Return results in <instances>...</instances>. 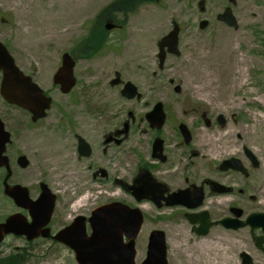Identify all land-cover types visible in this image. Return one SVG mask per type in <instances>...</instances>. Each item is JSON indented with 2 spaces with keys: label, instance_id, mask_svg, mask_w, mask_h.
I'll return each instance as SVG.
<instances>
[{
  "label": "rangeland",
  "instance_id": "rangeland-1",
  "mask_svg": "<svg viewBox=\"0 0 264 264\" xmlns=\"http://www.w3.org/2000/svg\"><path fill=\"white\" fill-rule=\"evenodd\" d=\"M118 1L0 0V42L10 44L21 71L31 75L52 99L46 118L36 124L30 123L25 112L0 105V115L19 122L25 130L24 147L16 151L27 158L29 166L23 171L16 168L20 184L31 192L43 178L51 192L63 200L82 198L84 209L117 200L119 192L112 183L98 182L99 176L91 180V173L103 165L108 167L109 177L120 171L117 150L106 155L108 163L101 159L98 144L103 125L114 124L117 119L130 121L126 114L133 112L135 122L130 121L127 145L142 156L151 137L142 117L154 102L160 101L168 107L167 124L171 128L178 119L192 129L193 149L206 159H213V163L237 158L247 169V178L232 175L233 197L214 201L217 217L224 215L229 204L242 206L245 215L264 212V0H235L231 9L237 30L216 20L229 7L228 0H147L116 6L123 12L130 11L121 16L120 21L125 18L124 28L107 33L105 46L95 52L88 43L96 26L102 28L105 18L100 20V14ZM201 21L208 23L203 30L199 29ZM173 23L180 28V56H167L163 70H159L157 43L170 32ZM85 47L88 58L82 55ZM65 52L76 62V85L67 95L52 84V76ZM114 80L118 82L112 84ZM167 81L179 85L181 93L176 95L172 88L165 89ZM126 82L137 87L143 95L141 102L121 98L118 84ZM190 107L201 116L205 114V120L221 115L226 125L221 128L213 124L208 130L195 117L185 115ZM100 114L109 115L112 120L100 119ZM64 115L83 117L72 120L75 126L72 133L90 141L93 155L87 162L76 160L75 142L73 136L65 134L66 128L58 131L63 123L57 120ZM91 121L95 126H87L92 125ZM79 124H87L81 132L76 128ZM170 127L164 130L167 149L177 154L183 152L172 145ZM244 148L258 160L257 169L247 161ZM132 160L136 162L133 157ZM90 167L95 169L89 171ZM126 172L125 166L121 174ZM2 200L0 186V213ZM169 229L168 237L173 244L168 246V254L175 262L241 264L238 252H251L252 243L245 236L247 228L226 237L215 229L217 236L213 242L209 239L193 242L185 226ZM4 245L10 253L9 264H58L55 258H71L65 250L27 247L15 237L6 238ZM251 257L252 264H264L263 256L254 253ZM67 264L74 263L67 261Z\"/></svg>",
  "mask_w": 264,
  "mask_h": 264
},
{
  "label": "flooded vegetation",
  "instance_id": "flooded-vegetation-1",
  "mask_svg": "<svg viewBox=\"0 0 264 264\" xmlns=\"http://www.w3.org/2000/svg\"><path fill=\"white\" fill-rule=\"evenodd\" d=\"M126 13L128 12H123L121 8L113 9L112 11L104 13L103 17L105 19L102 20V30L106 33V35L107 33H112L124 28L125 24H123L122 21H125V18H123L122 21L120 20L121 16H126ZM107 25H109L111 28L107 29ZM175 26L179 28L176 23H173L171 30ZM159 41L157 43V56L159 54ZM1 43L7 53L13 58L17 68H19L14 55L10 51V44H8L7 42ZM164 51H167V49L165 48ZM167 56L172 55L167 54L166 58ZM163 68L159 69L158 66L159 70H163ZM19 70L21 71L20 68ZM25 75L29 76L34 82L31 75ZM1 81L2 74L0 73V84ZM123 84L125 83H120L118 84V86H123ZM133 86L137 89L135 85ZM164 88H172L173 92L176 95H179L181 93V87L174 84L173 81H167L164 84ZM176 88H178V92L175 91ZM137 93L139 94V98H134L133 100H126L122 97L121 98L128 102H141L143 100V95L138 91V89ZM157 104L161 105V109L164 114V121L158 128L153 125L150 126V123L147 122L145 117L146 114L150 113ZM0 105H2V107L7 105L3 101L1 96ZM25 113L28 115L30 120V115L27 112ZM168 114L170 113L168 112V107L165 105V103L157 101L154 102L151 105L150 109L143 115L142 118H144L146 126L151 131V137L148 141V149L142 156L133 151L127 145L131 124L130 121L135 122L133 112L128 111L126 114L127 118L130 119V121L127 119L122 121L115 118L117 119L116 123H105L103 125L104 131L100 134V141L98 144L100 154L102 156L101 159L104 163H108L106 155L109 152L117 150L119 155L117 159V165L120 171L118 172L117 176L109 177V172L107 170L108 167L106 165H103L100 168H97L96 171H93L91 173V180H96L99 176L101 179L98 182H105V180H107L112 183L119 192L117 200L110 201L99 206L110 203H118L119 205L123 206V208H127L126 212L128 213L122 216V219L120 220V223L123 224L122 226H120L122 235L121 240L118 243V257L114 262L117 264H143L147 260V252L152 234L160 232L163 234L164 238L165 264H197L186 263L183 260H177V262H175L170 259V255L168 254V246L172 245L173 242L171 241L170 235L168 237V232L170 231V227L175 228L177 226H185L192 239L195 240L193 242H200L203 240L206 241V239H209L213 242V237L217 236V234L214 233L215 229H219L221 231L220 233L226 237L227 235H229V233H235L239 229L247 228L248 235L246 234L245 236L252 243V246L249 247L251 252L239 251L238 258L240 260V263L243 264L244 261L248 260L250 261V264H252L253 261L251 256L254 253H256L257 256L264 257V232L261 228L251 230V228L247 225L237 230H232L226 229L223 226L217 224L218 222L226 218H229V220H236L238 222L245 223L250 215L264 214V212L258 211L245 215V211L242 206L238 207L233 204H229L228 206H226L227 210L226 212H223L224 215H222L221 217H217L215 213L216 209L214 201L217 198L234 196L235 191L233 188L232 175L237 174L242 175L244 178L247 177H245L240 172H235L230 169L227 171H220L219 166L222 164V162L233 157L222 160L219 163H213V159L210 158L209 160L206 159V156L204 157V155H202L199 151L193 149L192 147L195 139V134L194 132H192V129L190 127H187L186 124L181 123L178 119H175V127L171 128L167 124ZM100 115V119L103 117L104 120L105 118H109L107 119L108 121L112 120L109 115H107V117L103 116V114ZM185 115L195 117L198 121H200V125L206 127L208 130L213 128V124L218 125L221 128L226 125V120L224 119V117V124L220 125L217 120L219 115L214 119H209L207 117V119L205 120V114H202L201 116V114H199L193 107H190L188 111H185ZM86 116L92 117V115L89 114H86ZM60 117L61 118L58 119L57 122H62L63 124L58 126V131H63V129L66 128L65 134H70L71 136H73V140L75 142L76 160L79 163L85 161L87 162L93 155V147L90 144V141L87 139V137H84L82 135H73L74 133H72V128H75L74 124H72V120H83L81 119L83 117L80 115H64ZM0 122L3 125L4 131L9 134V142L6 145L5 152L3 154L4 157H6L8 160L9 171L6 168H0V186L2 188L3 195L0 223H4L11 216L18 215L20 216L19 218H22L26 224H30L32 220L28 214V211L24 208H18L17 206H15L13 201L3 194V183L6 180V176L8 175V173H10L7 179V184L9 186L21 185L18 179L19 172L16 170V168L21 171L24 170L21 169L17 163L18 158L22 156V154L17 152L16 150L22 149L24 147L25 130H23L24 128L19 122L15 123V121H10L1 115ZM37 122L33 123L30 120L31 124H36ZM84 125L87 124H79L78 126H76L77 131L79 130L81 132V128H83ZM87 126L93 127L95 126V124L92 122V125ZM180 126H185L187 132L185 130L184 132L187 134V138H185L184 134L182 135L183 131H180ZM166 127H170L173 131L171 136L172 145L176 149L183 150V152H179L177 154L176 151L167 149L168 137L164 135V130ZM79 138L83 139L90 148L91 154L87 158L81 157L78 153ZM123 150L125 151L123 152ZM132 157L133 159H136V162L132 160ZM196 160L201 162H199L198 164L193 163ZM183 161L187 162L182 165ZM125 166L128 167V172L123 175L121 174V170L124 169ZM93 169L95 168L90 167L89 171H92ZM40 184L47 185L42 178L40 181H38L35 190H31L32 193L28 189L30 201L35 202L39 198ZM143 184H146V192L141 194H145L147 199L139 201L138 199L140 193L137 191V189ZM214 184L221 185L222 187L227 189V192L225 194L217 193V190L214 188ZM21 186L25 187L24 185ZM181 192L182 198L187 200L188 207L193 205L199 206L194 209H188L186 206L181 205L168 206L169 203L175 201L179 197ZM242 192L243 191H239L240 194ZM53 195L55 196L53 213L48 220L47 225L42 227L38 232L39 236L31 241H28L25 237H19L18 239L21 240L27 247H35L37 249H45L47 247L58 250H65L68 252L71 258L63 259L59 257L55 258L54 260L57 261L58 264H67V261H71L72 263L77 264L74 259L73 253L70 251L69 246L55 241L54 237L57 236V234H59L61 231L69 228L70 226H73L74 224H76V228H79L77 229V232L83 229L85 236L89 237L91 230L88 220L91 216L92 211L99 206L93 207L91 209H84L83 207L85 204L82 203V198L80 199L78 197H75L68 200H63L59 195L55 193H53ZM235 209H237V211L239 212L238 218H236L232 213V210ZM133 210H139L141 224L139 227V231L134 239L133 247H129L130 241L127 234L132 233L134 224L136 223V217L132 214ZM193 221L195 223H193ZM205 225L210 226L207 229L206 233L202 234L205 229ZM45 230H47V232ZM255 231L259 232L255 233ZM42 233H44V235H42ZM8 237L12 236L5 237V239L0 243V264H9L10 253L6 250L4 245L5 240ZM255 240L261 241L260 247L256 246ZM243 252L244 254H247L249 256V259L242 258L241 255L243 254ZM150 264H154L153 261L150 262Z\"/></svg>",
  "mask_w": 264,
  "mask_h": 264
},
{
  "label": "water",
  "instance_id": "water-1",
  "mask_svg": "<svg viewBox=\"0 0 264 264\" xmlns=\"http://www.w3.org/2000/svg\"><path fill=\"white\" fill-rule=\"evenodd\" d=\"M228 3L230 6H233L235 0H228ZM230 6L225 8L221 14L217 15L216 20L233 30H237L238 23L232 14ZM207 24V21H201L199 23V29H205ZM106 28L110 29L111 27L107 25ZM178 35L179 28L175 26L168 34L160 39L159 54L157 56L159 69L163 68L167 54L175 57L180 56ZM165 48L167 51H164ZM74 67L75 61L72 57L68 53H63L60 59V67L52 77L53 85L57 86L60 93L63 95L69 94L76 84L73 72ZM0 73L2 74L0 96L7 105L27 112L33 123L46 118L47 111L51 108V98L47 97L43 90L40 89L30 77L25 76L15 66L14 60L1 43ZM117 82V80H114L112 84H116ZM175 91L178 92V88H176ZM120 95L126 100L139 98L137 89L130 82L123 84ZM145 117L147 122L150 123V126L160 127L164 121L161 105L157 104ZM217 120L220 125L224 124L223 116H218ZM179 129L181 132L183 131L182 135L184 134L185 138H187V134L184 132V130L186 131L185 126H180ZM8 142L9 134L4 131L3 125L0 122V168H6L9 171L8 160L3 155ZM78 153L84 158L89 157L91 154L89 146L81 138L78 140ZM244 154L249 160L252 168L257 169L259 167V162L255 156L246 148H244ZM17 163L21 169H26L29 166V161L23 155L18 158ZM229 169L240 172L245 177H248L247 171L238 159L231 158L225 160L219 166L220 171H227ZM9 175L10 173H8L3 183V194L9 197L18 208L26 209L32 221L30 224H26L22 218H19L20 216L15 215L11 216L4 223H0V243L6 236L17 238L25 237L28 241H31L38 237L40 229L47 225L53 213L55 196L47 185L40 184V196L35 202H32L29 199L28 189L26 187L21 185L9 186L7 184ZM214 188L219 194H225L227 192V189L219 184H214ZM137 191L140 193L139 201L147 199L145 194H141L146 192V184L140 186ZM181 194L182 192L179 197L175 201L169 203L168 206L181 205L186 206L188 209H194L199 206L193 205L188 207L187 200L182 198ZM126 209L127 208H123V206L118 203L99 206L92 211L88 220L91 230L89 237L85 236L83 229L77 232L79 228H76V224H74L57 234L54 240L69 246L77 264H117L114 261L118 257V243L122 235L120 226L123 225L120 223V220L122 216L128 214ZM232 213L236 218L239 217L237 209L232 210ZM132 214L136 217V223L134 224L132 233L127 234L130 241L129 247H133L134 239L141 224L139 210H133ZM193 223L195 222L193 221ZM217 224L232 230H237L248 225L251 230L261 228L264 232V214L250 215L245 223L226 218ZM209 226L210 225H205L202 234L206 233ZM45 231L47 232V230ZM42 235H44V233H42ZM255 242L256 246L260 247L261 241L255 240ZM241 256L244 259H249L247 254L243 253ZM152 261L154 264H165L164 238L163 234L160 232L152 234L147 252V260L143 264H150ZM243 264H250V261H244Z\"/></svg>",
  "mask_w": 264,
  "mask_h": 264
},
{
  "label": "trees",
  "instance_id": "trees-1",
  "mask_svg": "<svg viewBox=\"0 0 264 264\" xmlns=\"http://www.w3.org/2000/svg\"><path fill=\"white\" fill-rule=\"evenodd\" d=\"M147 0H120L117 3H115L114 5H111L110 7L106 8L102 14H100V20H102L104 13L112 11L113 9H119L116 6H121L123 7V5L126 4H132V5H136V4H141L146 2ZM154 1V0H153ZM156 1V0H155ZM129 8V7H128ZM124 10V9H123ZM130 12V11H128ZM98 19V16H97ZM92 34V33H91ZM94 34V35H93ZM93 39H89V43L90 45L94 46V50L95 52H98L100 50L103 49V47L105 46L106 43H104V41H106V33L102 30V28L98 25L96 26V28L93 31ZM87 48H84V51L82 52L83 58H88L89 56L87 55ZM96 54V53H95ZM94 54V55H95ZM21 260V259H20ZM13 263V262H12ZM20 263V262H19Z\"/></svg>",
  "mask_w": 264,
  "mask_h": 264
},
{
  "label": "bare ground",
  "instance_id": "bare-ground-1",
  "mask_svg": "<svg viewBox=\"0 0 264 264\" xmlns=\"http://www.w3.org/2000/svg\"><path fill=\"white\" fill-rule=\"evenodd\" d=\"M213 141H214V139H213Z\"/></svg>",
  "mask_w": 264,
  "mask_h": 264
}]
</instances>
